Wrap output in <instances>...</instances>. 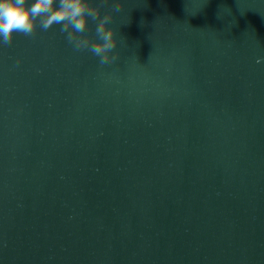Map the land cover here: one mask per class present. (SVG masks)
<instances>
[{
	"label": "water",
	"instance_id": "water-1",
	"mask_svg": "<svg viewBox=\"0 0 264 264\" xmlns=\"http://www.w3.org/2000/svg\"><path fill=\"white\" fill-rule=\"evenodd\" d=\"M122 2L0 46V264H264V0Z\"/></svg>",
	"mask_w": 264,
	"mask_h": 264
},
{
	"label": "clouds",
	"instance_id": "clouds-1",
	"mask_svg": "<svg viewBox=\"0 0 264 264\" xmlns=\"http://www.w3.org/2000/svg\"><path fill=\"white\" fill-rule=\"evenodd\" d=\"M108 0H0V46H11L16 35L34 38L38 31L59 26V32L74 52H90L101 67L113 63L118 38L111 26L113 14L124 5L116 0L108 12ZM95 35H88L89 22Z\"/></svg>",
	"mask_w": 264,
	"mask_h": 264
}]
</instances>
